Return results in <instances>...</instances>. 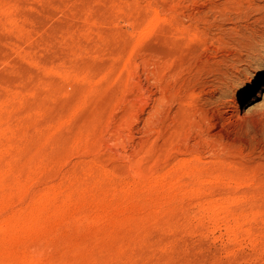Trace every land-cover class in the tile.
I'll use <instances>...</instances> for the list:
<instances>
[{
  "label": "rangeland",
  "instance_id": "374dc122",
  "mask_svg": "<svg viewBox=\"0 0 264 264\" xmlns=\"http://www.w3.org/2000/svg\"><path fill=\"white\" fill-rule=\"evenodd\" d=\"M0 264H264V0H0Z\"/></svg>",
  "mask_w": 264,
  "mask_h": 264
}]
</instances>
